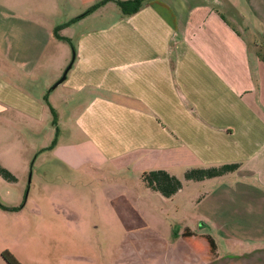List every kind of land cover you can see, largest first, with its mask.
Masks as SVG:
<instances>
[{
  "label": "crops",
  "instance_id": "0c3cea01",
  "mask_svg": "<svg viewBox=\"0 0 264 264\" xmlns=\"http://www.w3.org/2000/svg\"><path fill=\"white\" fill-rule=\"evenodd\" d=\"M97 1L0 0V113L31 123L47 116L43 93L31 88L46 69L42 84L54 82L70 60L59 44L68 41L54 27ZM245 2L258 23V44L264 0ZM115 4L120 9L110 0L90 12L103 17ZM226 9L210 0H143L133 14L116 11L72 40L61 34L74 46L61 83L79 101L74 123L98 170L109 163L139 172L144 183V172L163 170L181 182L173 195L187 183L207 186L202 196L188 197L195 202L189 221L212 223L219 234L211 236L213 253L205 238L203 260L264 264V61L243 37L245 17ZM230 164L238 167L186 176ZM189 226L181 248L193 255L191 237L204 234Z\"/></svg>",
  "mask_w": 264,
  "mask_h": 264
},
{
  "label": "rangeland",
  "instance_id": "374dc122",
  "mask_svg": "<svg viewBox=\"0 0 264 264\" xmlns=\"http://www.w3.org/2000/svg\"><path fill=\"white\" fill-rule=\"evenodd\" d=\"M210 1L231 15L240 12L249 26L243 37L253 57L264 55V41L257 37L258 44L252 42L259 28L246 0ZM119 10L115 4L103 17L93 11L75 21H70L72 14L63 16L62 23L68 24L60 35L72 40L80 28L102 24ZM59 44L70 57L63 73L73 49L69 42ZM46 73L31 88L51 106L40 123L0 113V164L15 175V180L0 175V264H10L3 253L12 264H207L205 236L219 234L212 223L189 221L195 202L188 197L202 196L208 187L187 183L182 192L164 197L139 172L116 170L109 163L98 170L74 123L79 101L63 83L52 88L62 74L42 84ZM186 223L204 234L191 237L197 238L191 240L197 249L193 255L181 248L187 244L181 239Z\"/></svg>",
  "mask_w": 264,
  "mask_h": 264
},
{
  "label": "trees",
  "instance_id": "16d2710c",
  "mask_svg": "<svg viewBox=\"0 0 264 264\" xmlns=\"http://www.w3.org/2000/svg\"><path fill=\"white\" fill-rule=\"evenodd\" d=\"M108 1L110 0H98L91 7H89L86 12H84L83 14L75 18H72L70 21H75L76 19L80 18L81 16H84L88 12L104 5ZM116 3L119 5L120 10L123 15H130L138 11L141 8L143 0H116ZM66 24H68V22H64V23L56 25L54 27V34L57 38L67 40L70 43L73 49V54H74V46L72 42L70 41V39L64 36H61L59 34V30L63 28ZM260 57L264 61V55H260ZM49 109L51 110V106H49ZM236 167H238V164H230L222 168H218V169L197 170L195 172V175L187 174L186 176L188 178L194 177L197 179H202L204 177H212V176L220 175L226 171L234 170ZM0 175L9 180H15V177L7 169L3 168L1 165H0ZM142 177L149 187L159 191L165 197H170L171 195H173L181 186V182L179 179H177L175 176L169 175L167 172L163 170H151L148 172H144ZM182 235L189 236L190 234L188 235L185 232H183ZM205 238H207L210 248H211V252L213 253L215 251L213 239L209 235H206ZM3 256L4 258L7 259V261L10 264H12L11 258H9L6 253H3Z\"/></svg>",
  "mask_w": 264,
  "mask_h": 264
},
{
  "label": "water",
  "instance_id": "95a60500",
  "mask_svg": "<svg viewBox=\"0 0 264 264\" xmlns=\"http://www.w3.org/2000/svg\"><path fill=\"white\" fill-rule=\"evenodd\" d=\"M71 67V63L67 66V68L64 70V72L62 73L61 77L55 82V84H53L52 88H55L58 84H60L61 82H63L66 78V74L68 72V70Z\"/></svg>",
  "mask_w": 264,
  "mask_h": 264
}]
</instances>
